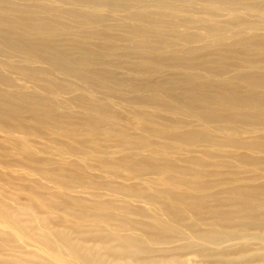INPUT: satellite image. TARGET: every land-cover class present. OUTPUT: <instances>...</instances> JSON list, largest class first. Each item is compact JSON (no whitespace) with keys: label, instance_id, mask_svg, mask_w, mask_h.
Segmentation results:
<instances>
[{"label":"rangeland","instance_id":"374dc122","mask_svg":"<svg viewBox=\"0 0 264 264\" xmlns=\"http://www.w3.org/2000/svg\"><path fill=\"white\" fill-rule=\"evenodd\" d=\"M78 1L82 2L81 5L77 3L70 6L54 0H0V23L4 25L15 26L22 17L76 29L75 35L68 36L59 31L55 37L28 40L19 32H7L0 28V113L12 115L13 120L4 122L8 125L22 122L30 128L31 113L28 112L33 111L46 116L59 115L67 122L64 126L69 129L81 126L80 123L86 118L97 120L113 131L122 133L131 145L120 152L117 144L108 141L105 135L96 133L91 137L92 145L49 133L11 134L0 121V204L8 212L17 215L27 230L24 234L16 231L5 216L0 215V264L17 263L19 260L26 264H79L61 243H57L54 250L41 247L38 243V237L42 236L39 220L46 221L53 231L65 232L69 239L81 242L83 246H91L86 241L97 237L93 235L97 231L110 234L109 238L113 240L122 234H130L140 239L142 247L156 252L154 255L163 254L161 251L164 249L182 248L190 244L192 248L186 252L191 254L185 258L190 264H198V258L193 253L203 245L187 230L191 222L175 225L161 208L162 204H166L173 210H182L180 205L171 201L168 193L197 198L232 187L262 185L264 154L247 148L209 147L204 142L189 144L186 140L173 137L198 132L219 138L222 133L229 137L232 131H236V136L231 138L245 140L251 136H264V125L247 126L240 122L202 125L184 111L175 110L171 103L174 100L198 103L205 98H215L220 92L237 94L241 98L256 92L255 95L264 102V90L249 91L238 80L241 74L253 72L256 78H264V30H252L253 26L261 23L258 15L264 11V0H201L233 2L237 12L232 16H205L198 8L189 9L198 17H206L214 27L226 29V32L236 27L245 29L241 37L229 40L228 46L189 56L181 53L146 54V57L159 62L164 68L156 72H153L154 68L145 69V73H148L141 76L136 72V66L142 55L135 49L137 43L127 38L128 33L139 24L127 20L119 11L108 15L98 9L93 13L94 19L103 17L108 20L105 25L111 23L119 27H116L115 32H108V40L101 41L98 37L91 39L88 33L75 28L80 24L71 16L75 12L84 15L88 9L87 2L103 0ZM142 9L147 10V15L143 17L145 22L163 28L170 20L182 23L197 17L194 14L187 17L184 12L168 16L155 10L151 4L144 5ZM54 12H60L63 17L55 16ZM66 12L71 14L68 16ZM182 31V28H178L177 32L172 33L166 29L164 36L166 39H175ZM248 37H253V40H246ZM251 41L258 42L260 49L252 48ZM182 42H176L177 52L184 46L192 48L197 45L196 42L188 43L187 38ZM21 44L28 47L29 54L16 49L19 48L16 45ZM104 44L116 51L108 53L102 50ZM75 61L89 69H85L89 77L93 72V78L76 76L70 72L77 70L72 65L67 67L70 71L49 69V64L65 68ZM98 75L104 78V85L95 80ZM198 75L203 80H198ZM206 76L218 80L212 79L204 87ZM130 83L135 84L137 90L124 87ZM155 83L161 86L153 87ZM105 90L109 96L102 94ZM137 100L145 101L148 105L132 103H137ZM96 111L108 112V115H100ZM222 113L230 115L231 111L223 110ZM0 120L4 121V117L0 116ZM84 127L83 124L81 128ZM85 130L79 133L84 134ZM252 130L256 133L249 134ZM135 143L143 144V150H137ZM124 155L133 156L129 161L141 159V156L149 157L161 163L165 169L128 171L117 162ZM239 155L247 158L240 160L237 158ZM69 177H75L85 185L70 190L58 182L60 178ZM219 182L224 183L208 190L191 188ZM131 187L141 191L142 197H137L140 195L136 193L126 195L125 188ZM107 213L114 221L104 223L99 220L100 216ZM123 218L132 224H147L159 235L174 237L177 241L161 245L150 241L139 230L122 233L124 231L117 230V225ZM251 242L256 243L254 239ZM107 261L113 260L108 257Z\"/></svg>","mask_w":264,"mask_h":264},{"label":"bare ground","instance_id":"6f19581e","mask_svg":"<svg viewBox=\"0 0 264 264\" xmlns=\"http://www.w3.org/2000/svg\"><path fill=\"white\" fill-rule=\"evenodd\" d=\"M54 2H61V4L63 5L66 4L70 6L76 5L77 3H80L81 5L82 3L78 0H54ZM83 2L86 3V1ZM147 4L153 5L155 10L164 12L165 15L168 16H174L175 12H184L186 13V16L189 17V15L194 14L190 11L189 8H198L204 12L203 15L205 16H217L218 14H220V16H232L235 12H237V6H235L233 2L225 3L221 1L201 0H103L92 3L87 2L86 7H88V9L86 10L87 12L84 15H77L76 12L75 14H73V12V15L71 17L72 19L74 18L75 20L79 21L80 25L75 28H80L82 33H88L91 39L93 37H98V40L101 41L108 40V32H115L117 29L116 27H119V25L112 26L110 25L111 23L105 25V22H107L108 20L103 17L100 19H94L93 13H95L98 9H102L108 15L113 13L114 11H119L127 20L138 23L139 25H137V27H134L133 31L128 33L127 38L128 41L137 43L135 49L138 50V52L142 55L136 66V72L140 76L146 75L148 73H145V69L147 70L154 68L153 72H156L164 68L159 62L146 57V54L178 55L179 53H181L184 56H189L195 54L196 52L212 51L215 48L230 45L228 44V41L232 39H238L243 34L242 31L245 30L240 27H236L231 29L229 32H226V29L221 27H214V25L211 24L206 19V17L200 16V18L196 14H194L197 16L195 19L188 20L182 23L177 20H170L169 22H167L164 28L158 24L149 25V23L145 22L143 18L147 15V10L142 9V7ZM67 12L65 14L69 16L71 13L67 14ZM54 15L63 17V15H60V12H54ZM258 16L261 19V23L260 25L253 26L254 28H252V30H264V11L259 13ZM0 28H4V30L7 32H19L28 40H40L41 37H55L57 36L59 31L68 36L76 34L74 33L76 29L73 30V28L57 27V24H55V22L48 23L47 21L41 20L33 21L22 17L19 18L15 26L4 25L0 23ZM178 28L183 29L181 34H177L175 36V39H166V35L164 36L166 29L174 33L177 32ZM191 30L195 31L191 32ZM77 33L79 34L80 32L77 31ZM78 34L76 36H78ZM149 34L151 36L148 37ZM186 38L188 43L196 42L197 45L192 48H186L184 46L182 50L177 52L175 48L176 42H182V40H184L185 42ZM246 40H253V37H248ZM250 43H252L250 44L252 48L260 49L258 42L253 43V41H251ZM21 45H16L17 47H19L16 49H18V51L29 54L30 51L28 47H25L23 44ZM155 47H159L157 48L158 50ZM109 48L110 47L104 44L102 50H106L108 51V53H111V51L115 50H112V48L110 50ZM130 53L132 52L130 51ZM70 65L74 67L76 66L77 70L70 71V69L67 68ZM253 65L254 64H252V66ZM49 66L50 70L66 69L73 74L75 73V75L78 77H89V73L86 72V70L89 69L85 68L84 64H82L81 62L75 61L68 64V66H66L65 68L59 67V65L55 66L52 64H49ZM208 70H206L205 72H208ZM208 73H211V71H209ZM241 75L242 76L239 75L241 78H239L238 80L240 84L244 85L247 90L252 92H255L257 89L264 90V78H256L254 72ZM146 77H149V75ZM196 77L198 80H203L202 76L200 77L198 75ZM89 78H93V72L90 74ZM206 78L207 80H204L205 83L203 82L204 87L210 84L209 82H212V79H217L210 76H206ZM103 79L99 75L95 77L96 81H101V83L104 85L105 82L103 81ZM218 83H220V80ZM113 86L116 85L114 84ZM154 86L160 87L161 85L155 83L153 87ZM124 87L133 89L136 86L135 84L133 85L130 83L124 85ZM135 90H137V88H135ZM141 90L139 91L141 92ZM107 92L108 91L105 90L102 92V94L107 95ZM255 94L257 93L255 92L249 97L247 96L241 98L237 94H223L220 92V94H218L215 98H205L202 101H197L198 103H196L195 101H190L191 103H180L174 100L172 101L171 106L173 105L172 107L175 110L177 109L180 111H184L192 118H194L196 122L201 123L202 125L219 122H224L227 124L240 122L242 124H247V126H254L256 124L264 125L262 124L264 123V102ZM132 103L146 104L145 101L143 102L140 100H137V103ZM223 110L231 111V114H224L222 113ZM171 111L173 110L171 109ZM36 112H28L31 113V117L29 118V120L32 123V128L21 124L22 122H19V124L16 125H8L7 123H4L6 120H13L12 115L7 113H0V116L4 117V121H0H2V126L5 127L11 134L18 132L31 134L49 133L78 141L81 144L89 143L92 145L93 143H91V137L96 133L105 135L108 141L117 144L120 147V152L127 150L131 145V143L127 142L122 133L113 131L109 127L105 126L101 121H91L90 119L86 118L84 119L83 123H80L81 126L83 124L85 125L84 128H81V126H79L76 127V129H69L68 127L66 128L64 126L67 122L65 123L61 116H46L45 114L43 115ZM96 113L100 115H108V112L104 111H96ZM81 130H85V133L80 134L79 132ZM253 130L249 132V134L256 133V131ZM232 136H236V131H232L229 137L227 135H223V133L219 138H217L213 134L205 135L198 132H187L184 134H178L173 138L186 140L189 142V144L204 142L207 143L209 147L229 146L236 149L247 148L256 150L264 154V136H251L245 140H234L231 138ZM135 144H137V150H143V144ZM132 157L133 156L124 155L118 158L117 162H119L128 171L131 172H138L139 170L152 171L155 169H165V167H161V163L154 162L149 157L141 156V159L137 158L135 159V161H129ZM237 158L240 160H245L247 157L239 155ZM58 182L60 183V185L70 190L85 185V183L80 182L79 179L75 177L60 178L58 179ZM222 183L224 182H219L218 184H200L195 185L191 188L197 191L208 190ZM125 190L126 195H135L134 193L140 195L137 197H142L141 195H143L141 191L133 187L125 188ZM168 196L171 201L180 205L182 207V210L176 211L166 204H162L161 208L164 214L175 225L181 226L184 223L187 224L188 222H191V224L188 223L187 230L192 232L194 239H196L203 245L201 248H197L196 252L193 253L198 258V264H264V183L262 185L250 186L246 188L232 187L226 191L214 192L203 196L199 195L197 198L186 197V195H177L173 193H168ZM0 215L5 216L12 228L16 231H19L22 234L27 233L25 226L20 222L18 216L5 210V208L1 204ZM99 220L104 223H108L110 221H114V218L107 213L100 216ZM39 222L42 236L38 237V243L41 245V247L45 250H54L56 244L61 243L68 250L70 257L76 260L79 264H190L185 258L186 255L191 254L186 252V250L192 248L190 244L182 248L164 249L161 251L163 254L154 255V253L156 252L142 247L140 239H137L130 234H122L121 236H118L113 240L109 238L111 237L110 234H106L103 231H97L93 234L97 237L91 239L88 238L86 241L87 243H90L91 246H83L81 242L69 239L68 235L65 232L61 230H51L46 221L41 222L39 220ZM197 223L201 225H197ZM201 226H205L206 228H201ZM117 230L124 231L122 233L133 232L135 230L142 231L145 234L146 238H148L150 241L161 245L174 244V242L177 241L176 238L173 239L174 237L171 238L159 235V233L153 231L147 224H143L141 222L132 224L130 221L124 218L120 220V222H118ZM253 239L256 241V243L251 242V240ZM232 255H235V257H230ZM108 257H111L113 261H107ZM26 263L27 262L19 260V262L12 264Z\"/></svg>","mask_w":264,"mask_h":264}]
</instances>
